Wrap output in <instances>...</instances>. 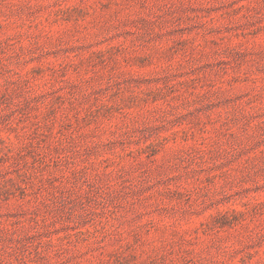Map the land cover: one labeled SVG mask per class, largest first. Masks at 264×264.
I'll list each match as a JSON object with an SVG mask.
<instances>
[{
    "label": "rangeland",
    "instance_id": "1",
    "mask_svg": "<svg viewBox=\"0 0 264 264\" xmlns=\"http://www.w3.org/2000/svg\"><path fill=\"white\" fill-rule=\"evenodd\" d=\"M0 264H264V0H0Z\"/></svg>",
    "mask_w": 264,
    "mask_h": 264
}]
</instances>
